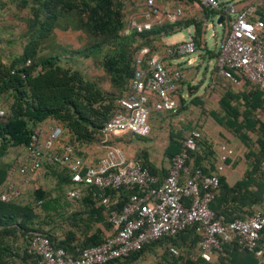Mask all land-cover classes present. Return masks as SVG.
I'll use <instances>...</instances> for the list:
<instances>
[{
	"label": "trees",
	"instance_id": "16d2710c",
	"mask_svg": "<svg viewBox=\"0 0 264 264\" xmlns=\"http://www.w3.org/2000/svg\"><path fill=\"white\" fill-rule=\"evenodd\" d=\"M30 2L28 5L30 17L27 19L25 31L26 41L21 52L4 63L0 51V99L3 96L8 97L6 107L1 105L5 114L0 116V159L9 155L12 157L7 163L0 162V188L5 181L8 164L21 153L33 129L43 121L50 120L62 125L67 135L66 142L72 146L75 155L85 159L86 155L82 149L96 147L101 127L120 109L118 99L128 90V82L134 71L133 57L140 48L147 49V53L143 55V59L146 60L160 51L155 49V44L162 42L163 37L173 34L181 27L193 26L196 49L201 46L208 60L212 61L216 57L217 52L207 49L204 45L205 31L201 22L213 18L217 12L201 6L200 0H170L168 6L182 8L181 19L173 24L152 25L149 29H142L139 32L128 23L127 26L124 24L122 4L118 0H31ZM152 2L156 8L163 7L154 0ZM24 3L26 4L25 1ZM193 3L202 9L203 16L198 19H194L186 12L192 8ZM258 8L264 10V5H259ZM145 12H148V7L146 0H143L140 17L136 22L146 18ZM59 20L93 38L94 42L90 47L78 52L82 53L83 57H101L98 65L116 92L102 89L76 67L61 65L55 55L38 54L39 44L51 35ZM220 22L225 25L222 17ZM167 46L163 44L161 51L164 52ZM102 47L103 53L100 52ZM26 60H29L28 64ZM176 69L182 73L179 67L176 66ZM212 72V85L215 84V79L219 78L227 85L237 87V90L226 88L217 99L219 111L210 110L209 116L213 123H217L222 129L236 136L247 148V152L246 168L239 179L230 185L225 181L222 172L218 174V187L209 203V208L215 216L221 215L225 221L243 219L251 216L258 209L264 212V118L260 119L255 115L257 111L264 109V95L257 84L245 78L240 70H230L234 82L216 75L213 65ZM182 77L183 75H180L174 81L175 89L171 92L180 103L184 101L181 93ZM188 82L187 92L191 89ZM190 102L195 101L192 99ZM189 129L199 130L200 137L196 140L194 150L188 153L186 163L191 170L199 168L204 174L214 171L217 155L212 143L202 132V123L189 124L186 131ZM248 134L256 135L254 142L248 140ZM126 135L114 137L111 144L117 146V141ZM184 135L183 132L182 135L178 133L168 135L167 143L163 148L168 163L171 156L179 150ZM134 136L137 135L131 137ZM251 147H254V150L250 149ZM128 157L137 160L156 177L157 182L167 173L168 167L155 166L143 149L137 151L134 156ZM227 160L229 156H226L224 164ZM41 170L42 173L40 172L37 179L46 175L51 176L56 191L54 195L43 189L39 183L31 189L29 184L9 201L0 200L1 264L11 254L17 255L14 250L11 251V246L7 243V239L15 235H19L23 243L21 261L23 264H28L34 262V256L26 250L33 234L46 236L54 247H61L68 254L76 256L83 248L100 244L111 231V225L107 221V208L100 204L98 196L111 198L116 196L115 191L88 186L82 190L79 197L70 199L66 196V190L70 185V172L65 167L45 161L41 163ZM135 193H137L135 189L118 190L115 207H121ZM69 201H76L78 207L66 213L64 217H60L67 224V228L59 236L54 232V228L48 225L53 221L51 219L53 216L51 217L50 214L60 215L63 207L70 204ZM254 205L258 208H254ZM40 214L46 219L35 224ZM198 239L194 225H188L175 235L161 237L142 245L140 249L124 257L103 264H127L156 246L163 248L165 255L171 261L170 264H263L264 262V228L260 231L256 243L261 249L259 257L240 248L236 238H233L228 242H220L221 250L210 260L205 261L197 253ZM170 247L175 248L177 253L172 254L169 251ZM180 252L184 255L182 256Z\"/></svg>",
	"mask_w": 264,
	"mask_h": 264
},
{
	"label": "built area",
	"instance_id": "2783aa9c",
	"mask_svg": "<svg viewBox=\"0 0 264 264\" xmlns=\"http://www.w3.org/2000/svg\"><path fill=\"white\" fill-rule=\"evenodd\" d=\"M179 1V0H175ZM235 0H200L199 4L217 12L211 19H204L201 26L214 35L213 22L224 20L226 31L217 44L216 57L212 60L215 74L234 82L231 69L240 70L243 76L257 84L264 95V0H249L236 6ZM148 12L143 21H128L138 32L152 25L173 24L181 19L182 8L165 5L153 6L146 0ZM261 14H260V13ZM213 19V20H212ZM220 25V24H219ZM194 29L189 26L186 38L169 44L163 56L152 54L144 60L146 48L137 50L133 57L134 71L128 82L127 92L118 99L119 111L101 127L96 147L101 154L95 161L87 162L75 155L67 135L59 123L36 126L23 147L7 167L5 181L0 188V200L9 201L34 182L41 172V163L65 167L69 172L68 198L79 197L88 186L110 189L116 196L99 195V202L107 208V221L111 231L100 244L83 248L73 256L61 247H54L41 234H33L27 252L34 256L28 264H103L124 257L161 237L172 236L188 225H194L199 236L197 253L205 261L221 250L220 242L236 238L240 248L261 256L257 247L260 231L264 228V212L256 210L243 219L225 221L215 216L209 203L218 187V174L223 171L226 151L220 146L215 170L204 174L199 168L191 170L186 163L188 153L194 150L200 131L189 129L180 148L171 158L166 175L157 182L141 164L111 144L114 137L122 135L146 136L151 112L175 111L176 99L171 95L174 81L181 73L163 62L164 57L183 59L190 65L196 60ZM2 39L0 36V45ZM29 60H26V64ZM5 114L0 105V116ZM121 188L135 189L129 200L116 208L117 192ZM169 251L176 254L175 248Z\"/></svg>",
	"mask_w": 264,
	"mask_h": 264
},
{
	"label": "rangeland",
	"instance_id": "374dc122",
	"mask_svg": "<svg viewBox=\"0 0 264 264\" xmlns=\"http://www.w3.org/2000/svg\"><path fill=\"white\" fill-rule=\"evenodd\" d=\"M23 1H25L26 4H23ZM30 1L31 0H0V29L2 31L0 34L2 37L0 51L4 63H7L13 56L18 55L26 41L25 31L27 28V19L30 17V11L28 8V5L31 3ZM118 1L122 4L124 24L127 26V23L130 20L138 21L143 0ZM154 1L158 5L165 6L168 5L170 0ZM186 12L190 13L194 19L203 16L202 9H200L199 5L198 7L192 6V8L188 9ZM187 29H189V27L179 28L171 34L166 41L174 42L184 40L186 38ZM226 29L225 25L221 27L214 21V35L210 36L209 29L204 32L205 47L207 49H212V51H216L218 41L225 33ZM93 42V38L83 31L74 30L70 25L63 22V20H59L56 27L53 28L51 35L41 41L37 51L39 55L57 56L61 65L76 67L85 77L92 79L102 89L108 91L113 90L116 92V90L111 87L108 78L98 65V61L101 57H83L82 53L78 52L86 47H90ZM155 45V49L162 50V42ZM100 52H104L103 47ZM192 55L197 56V60L187 68H183L179 66V64L176 65L183 73L181 92L182 97L184 98L183 103L176 101L177 107L175 111H158L150 113L148 119L150 131L146 136H134L132 138L130 135H126L120 138L116 144L124 155L134 156L137 151L143 149L147 152L149 160L155 166L166 168L169 163L167 157L163 153V148L167 143L168 135H175L176 133L182 135V132L185 134L186 128L189 124L205 122L213 123L209 116V111H219L217 106L218 97L226 88H231L234 91L237 90V87L229 86L219 78H216L215 84L212 85L213 62L208 60L201 46L197 47ZM198 56H200V58ZM187 82L190 84L189 87L191 88L189 92L186 90ZM192 99H194V103L190 102ZM7 102V96L1 97L0 105L5 108ZM255 115L258 118L263 119L264 109L257 111ZM39 183H41L43 189L49 191L51 195L56 193L54 180L51 176L46 175L43 178L36 179L32 182L30 189L31 187H36ZM69 202V205L63 207V213L61 211L60 215L55 216L54 213L50 214L51 217L55 216V218L52 217L53 224L52 222H49L50 224L48 223V225L51 226L50 228H54V232L59 236L62 235L67 228V224L60 217H64L66 213L73 211L78 207L76 201ZM36 212L39 213L38 209H36ZM41 218L42 220H40ZM44 219L46 218L40 214V218L37 219L35 224L37 222L45 221ZM7 243L11 246V251L14 250L17 255L11 254L9 257H6L3 264H23L20 258L23 247L21 237L15 235L12 238L7 239ZM180 253L182 256L184 255L183 252ZM170 262L171 261L169 257L165 255L163 248L156 246L150 251L143 253L137 260L127 264H170ZM1 263L2 262L0 261V264Z\"/></svg>",
	"mask_w": 264,
	"mask_h": 264
},
{
	"label": "crops",
	"instance_id": "0c3cea01",
	"mask_svg": "<svg viewBox=\"0 0 264 264\" xmlns=\"http://www.w3.org/2000/svg\"><path fill=\"white\" fill-rule=\"evenodd\" d=\"M235 1H238L236 6H240L249 0H235ZM193 6L198 7V5L195 3H193ZM220 20L218 23H216V19H215V23L217 25L220 24V26L222 27L224 24L221 23ZM169 36H165L161 39L164 45H169V44L176 42V41L174 42L166 41ZM156 54L159 56H163L164 52L158 51ZM196 60H197V56H196ZM163 62L170 68H176V65L178 64L179 66L183 68H187L189 66L184 63L183 59L179 60L177 58L172 59L169 57H164ZM181 75H183V73H181ZM48 123H54V122L50 120H46V121L41 122L38 126H44ZM202 132L204 136L208 138V140L212 143L213 148L216 152V155H218V153L220 152L219 150L220 146L225 147V151H226L225 155L227 157L229 156V160H227V163L224 164L222 174L225 177V181L231 185L233 182H235L237 179L241 177V175L243 174L246 168L245 154L247 152V148L243 145V143L240 142V140L236 136L222 129L217 123H211V122L202 123ZM255 136L256 135L248 134V138H249L248 140H250V142H254V139L256 138ZM250 149L254 150V147H251ZM82 150L86 155L85 159L87 162L95 161L96 158L101 154L100 149H98L97 147H86ZM11 158L12 157H10V155L4 156L0 159V162L7 163L8 161L11 160ZM168 165L166 166V168L168 167ZM253 207L258 208L257 205H254Z\"/></svg>",
	"mask_w": 264,
	"mask_h": 264
},
{
	"label": "water",
	"instance_id": "95a60500",
	"mask_svg": "<svg viewBox=\"0 0 264 264\" xmlns=\"http://www.w3.org/2000/svg\"><path fill=\"white\" fill-rule=\"evenodd\" d=\"M219 20H220V17H217V18H216V23H218V22H219Z\"/></svg>",
	"mask_w": 264,
	"mask_h": 264
}]
</instances>
